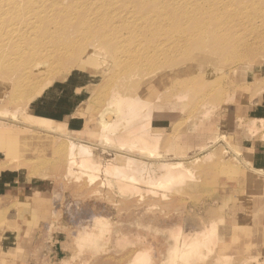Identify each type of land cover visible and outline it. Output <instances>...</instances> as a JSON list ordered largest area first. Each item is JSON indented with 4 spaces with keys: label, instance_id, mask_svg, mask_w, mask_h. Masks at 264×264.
I'll use <instances>...</instances> for the list:
<instances>
[{
    "label": "rangeland",
    "instance_id": "rangeland-1",
    "mask_svg": "<svg viewBox=\"0 0 264 264\" xmlns=\"http://www.w3.org/2000/svg\"><path fill=\"white\" fill-rule=\"evenodd\" d=\"M27 1L31 2L30 5L37 3L40 8L44 7L42 9L45 14L52 15L53 13H47L45 8L51 7L54 0H0V58L13 52L12 46L7 44L8 38L16 34L9 32L10 23L14 22H9L12 14L11 9L15 7L16 3L24 5ZM176 1L178 6H187L188 8H194L191 6L198 2L203 9V15L212 13L219 19L230 17L228 26L235 28L241 25V30L235 34L243 38L248 35L250 29L249 23L243 16L252 12L251 6L253 7V4L256 3V0ZM128 4H130L129 0L126 5ZM112 12L113 10L110 8L109 13ZM22 15H25V10L13 17L20 18ZM210 44V51L207 50L209 49L208 43L206 45L208 47L202 52L188 53L186 62L203 66L205 63L214 61L213 54H216L217 59L215 60H218V64L221 66L224 50L218 49L212 42ZM246 46L249 50L251 47L252 50L249 51ZM243 48L250 54L260 51L254 57L256 62H260V58L264 55V42L248 43V45H243ZM168 54L170 53H166L159 60L168 62L171 57ZM210 55H212V59ZM207 57L211 59H209L210 62H207ZM85 58L88 66L90 65L86 72H79V66H75L72 69L73 73L71 72L72 78L67 80L62 77L54 80L58 87L74 86L77 87L78 92H81L82 103L78 109L69 115L70 117H61L59 121L61 129L65 130L63 132L67 133V136H62L65 133L61 131L59 133L61 129L57 131L56 129H44L45 131L39 133L33 132L27 136L28 139H33L36 133L43 139H37L38 141L34 143L29 156L19 161H13L12 168L7 166L3 169L0 166V170L9 169L8 175L4 176L6 177L5 181L1 180L0 183V264H129L136 253L145 254L139 260V264H210L216 259V256L224 255L230 257L220 264H264V191L243 180L244 174L246 175L250 171L248 170L249 165L242 163L243 160H246L254 168H264V130L249 132L244 124L238 126L237 119L238 105L244 107L242 115L244 122L250 120V117H255L259 122V118L264 117V90H261L264 89V74L257 75V80L249 79L251 88L247 92L239 94L231 105H227L223 110L222 107L218 108L219 112L214 118L212 113L210 116L208 115L207 121L204 120V122H208L206 130H203L198 136L194 132L191 133L190 130H192L194 121L196 123L200 121L202 111L200 104L204 99L202 94L185 102L184 104H189L186 107L183 103H177L180 113L174 114L175 126L172 131L166 121L153 123L155 126L160 124L167 128L168 134H164L165 136L160 139L161 142L159 141L158 144L159 147L160 145L162 147L158 148L157 146V152L168 158H175L177 154L195 150L194 145L199 144L200 140L204 141V138L224 136L219 143L217 142L216 148L207 150L213 157H210L200 168L195 169L196 171L193 170V174L198 180L189 179L179 189L173 190L174 192L166 191V198H164L161 196L164 194L162 190H154L153 193L148 185L138 187L137 193L129 194L127 191L118 189V184L108 183L100 172L96 175V179L94 178L90 182L86 180L85 170L76 165L67 169L69 175L63 170V168L66 169L64 166L60 169L54 166L58 157L65 154L63 147L69 144L70 141L67 139L72 138L70 135L73 134L71 133L74 132L85 137L90 135L88 131L91 129L86 126V123L101 106V100H97L96 103L92 102L93 93L97 91V95L102 98L110 89L108 85L111 81V71L108 68L110 60L107 54H97ZM231 59L233 58L226 61V66L235 62ZM178 60L176 58L177 63ZM204 61L206 62L204 63ZM226 66L221 71L222 73L228 72ZM212 69L211 67L210 72L213 71ZM105 70H109L108 73ZM222 73L214 76L218 78L216 84L219 85L223 81L221 83L224 85L222 88L225 93H223L230 94L233 90L232 82L228 75ZM92 76L97 78L94 83L96 85L84 86ZM200 77L202 74L195 72L186 80L201 82ZM82 78L84 79L81 80ZM68 81L74 84L66 85ZM170 87L171 84L168 80L161 84L160 91L163 96L171 95L174 92ZM14 89L13 80L0 74V111H2L0 113H7L0 114V120L4 121L3 124L14 123L12 127L14 126L15 130H22L24 124V126L32 125L33 129L35 127L37 130L39 125L23 118L26 117L25 111L19 116H23L21 117L22 121L16 117L19 124L15 121L16 118H13L12 114L10 115L11 112L16 111L18 103L22 99L24 101L28 95L23 91H17L14 94ZM20 92L21 94H19ZM223 93L211 91L208 97L211 99L210 101L216 97L213 99L216 102L224 97ZM18 95L24 96L20 98ZM212 95L214 96L212 97ZM12 97L14 100L11 102ZM173 102L175 99L171 103ZM164 108L161 111L162 114L167 109ZM178 110L174 113L179 112ZM213 112L215 113V111ZM166 113L169 112L166 111ZM24 120L26 122H23ZM215 123L219 125L217 126ZM158 129L162 130L160 127ZM160 133H164V131L162 130ZM188 137L191 139L198 137L199 140L192 139L194 144L191 145L190 151L180 150L181 144L184 143L182 141ZM181 139L183 140L181 141ZM94 144V146L88 145V147L91 148L95 160L111 161L114 165L124 166L123 157L117 154L115 147L107 143L106 140L99 138ZM75 148L77 153L79 150L77 143ZM233 151H237L239 154H235ZM3 154L1 153L0 157ZM197 154L199 159L203 157V154ZM235 158L241 161L235 164ZM8 162H10V158H0V163L7 164ZM155 193L158 195L155 196ZM219 215H222L224 219L215 224L214 231L209 229L211 241L209 240L207 246L204 247L205 252H208V257L203 258L200 256L201 253H195L194 256L190 257L189 255L190 258H185L171 251L170 248L177 238L174 235L176 232L180 230L192 233L202 230L203 225H213L214 218H220ZM213 232L214 235H212Z\"/></svg>",
    "mask_w": 264,
    "mask_h": 264
},
{
    "label": "bare ground",
    "instance_id": "bare-ground-1",
    "mask_svg": "<svg viewBox=\"0 0 264 264\" xmlns=\"http://www.w3.org/2000/svg\"><path fill=\"white\" fill-rule=\"evenodd\" d=\"M129 1L130 4L126 5L128 0H54L51 7L45 8L47 13L53 12L52 15L45 14L42 9L44 7L40 8L37 3L30 5V1L24 5L16 3L15 7L11 9L12 14L9 22H14L10 23L9 32L16 34L8 38L7 44L12 46L13 52L0 58V74L13 80L14 94L17 91H23L28 95L24 101L22 99L18 103L16 111L11 112L10 115L12 114L13 118H16L25 111L26 117H21L44 128L39 127L36 130L34 127V130L32 125L24 126V124L22 130H15L14 126L12 127L14 123L3 124L4 121L0 120L2 122L0 124V156L4 152L0 158H10V162L7 163L9 165L0 163L3 169L7 166L12 168L11 163L15 160L27 158L34 143L38 141L37 139H43L37 133L33 138L35 140L28 139L29 134L45 131L44 129H56L57 131L62 128L59 124L61 116L52 113V111L38 110L34 107L48 89L57 86L54 80L62 77L69 80L72 78V69L75 66H79V72H86L90 65L88 66L86 63L85 57L107 54L110 60L108 68L111 71V81L108 85L110 89L102 98L97 95V91L93 93L92 102L96 103L97 100H101V106L86 123V126L91 129L88 131L90 135L85 137L74 132L71 133L73 134L70 135L72 138L67 139L70 141L69 144L63 147L65 154L58 157L54 166L58 169L64 166L66 169L63 168V170L69 175L67 169L76 165L85 170L88 175H85L86 180L90 182L100 172L108 183L118 184V189L127 191L129 194L137 193L138 187L148 185L151 192L162 190L164 194L161 196L164 198H166V191L174 192L173 190L179 189L189 179L198 180L194 176L193 170L200 168L210 157H213L207 150L215 147L224 136L204 138V141L200 140L199 144L194 145L195 150L177 154L175 158H168L157 152V146L158 148L162 147V145L159 147L158 144L160 139L165 136L164 134H168L167 128L160 124L155 126L153 123L166 121L172 131L175 126L174 117L180 113L177 103H183L186 107L189 104L186 105L185 102L202 94L204 99L200 104L202 106L201 118L199 123L193 122L192 130H190L191 133L194 132L198 136L199 133L206 130L208 122H204V120L211 113L214 118L219 112L218 108L222 107L223 110L227 105H231L239 94H243L251 88L252 79L257 80V75L264 74V55L260 58V62H256L254 57L260 51L250 54L243 48V45H248V43L264 42V0H256L253 7L251 6L252 12L243 16L250 25L249 33L245 38L235 34L241 30V25L233 28L228 26L230 17L219 19L212 13L203 15V9L198 2L191 6L194 8H188L187 6H178L176 0ZM90 6L94 7L90 8ZM110 8L113 10L111 14L109 13ZM24 10L25 15L20 18L13 17ZM211 42L218 49L224 50L222 57L220 56L222 67L219 66V61L215 60L217 59L216 54H213L215 58L212 62L209 61L210 58H213L212 55L210 58L207 57V62L210 63L204 61L203 66L186 62L188 53L202 52L208 47H206L208 43L209 49L207 50L210 51ZM246 48L248 49L247 46ZM249 48L250 50H248L251 51V47ZM166 53H170L168 55L171 56L168 62L160 61ZM203 54L205 55V53ZM176 58L179 59L178 63ZM230 58H233L231 60H235V62L226 66V61ZM224 66L228 67L227 73L226 71L221 72ZM211 67L213 71L210 72ZM195 72L202 74L201 82L186 80ZM220 73L229 76L233 85L232 93L224 94V85H221L223 81H220L219 85L216 84L218 78L214 76ZM96 79L92 76L84 86L96 85L94 84ZM167 80L170 81V88L174 92L171 95L163 96L160 87ZM71 84L74 83L70 81L66 83V85ZM211 91L220 94L224 92V97L219 101L215 99L216 102L213 100L216 98L214 97L212 98L214 102H212L208 97ZM256 94L258 95L259 92ZM23 96L19 97L23 98ZM13 97L10 101L14 100ZM173 99L175 102L171 103ZM235 105L237 106V103ZM164 107L168 109L166 111L169 113L165 111L162 114L161 111L165 109ZM176 110L179 112L174 113ZM243 110V105H238V126L244 124L249 132L264 130V117L259 118V122L255 117H250V120L244 122L242 120ZM157 111L158 114H156ZM21 117H19L20 121H22ZM25 120L23 122H26ZM159 127L164 133H160L162 130H159ZM54 130L53 132H56ZM60 131L65 133L63 129L59 130V133H61ZM65 134L62 136H67V133ZM99 138L115 147V152L123 157L124 166L114 165L111 161L100 162L94 159V154L88 145L94 146L96 139ZM197 138L192 139L199 140ZM192 139L189 137L184 141L181 139L184 143L181 144L180 150L190 151L191 145L194 144ZM76 143L79 148L77 153ZM197 153L203 154V157L201 156L202 158L199 159ZM233 153L239 154L237 151H233ZM221 160L223 159L221 158ZM239 161L241 160L235 158V164ZM242 163L249 165L248 170L251 172L244 174L243 180L264 191V169L254 168L246 160H243ZM160 201L162 202V200ZM219 217L214 218L213 225H203L202 230L192 233L179 230L174 234L177 238L169 248L185 258L189 255L192 257L195 253H201L200 256L203 258L208 257V252H205L204 247L207 246L211 237L209 229L214 231L215 224L224 219L222 215ZM143 255L145 254L136 253L129 264H139ZM228 257L230 256H216V259L210 264H220Z\"/></svg>",
    "mask_w": 264,
    "mask_h": 264
},
{
    "label": "crops",
    "instance_id": "crops-1",
    "mask_svg": "<svg viewBox=\"0 0 264 264\" xmlns=\"http://www.w3.org/2000/svg\"><path fill=\"white\" fill-rule=\"evenodd\" d=\"M78 91L77 87L74 86L68 88L57 86L48 89L34 107L38 110L52 111L61 117L72 115L82 103L81 92ZM82 96H84L83 93ZM8 172L9 169L0 170V183L1 180L6 179L4 176L8 175Z\"/></svg>",
    "mask_w": 264,
    "mask_h": 264
}]
</instances>
